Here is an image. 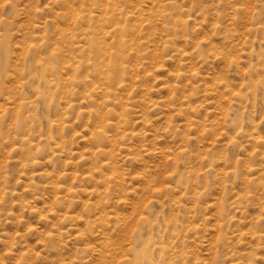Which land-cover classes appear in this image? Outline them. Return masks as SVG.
Masks as SVG:
<instances>
[{
    "label": "rangeland",
    "instance_id": "374dc122",
    "mask_svg": "<svg viewBox=\"0 0 264 264\" xmlns=\"http://www.w3.org/2000/svg\"><path fill=\"white\" fill-rule=\"evenodd\" d=\"M0 264H264V0H0Z\"/></svg>",
    "mask_w": 264,
    "mask_h": 264
},
{
    "label": "bare ground",
    "instance_id": "6f19581e",
    "mask_svg": "<svg viewBox=\"0 0 264 264\" xmlns=\"http://www.w3.org/2000/svg\"><path fill=\"white\" fill-rule=\"evenodd\" d=\"M112 63H115V62H112ZM116 64V63H115ZM112 67H115V65L113 64V65H111Z\"/></svg>",
    "mask_w": 264,
    "mask_h": 264
}]
</instances>
